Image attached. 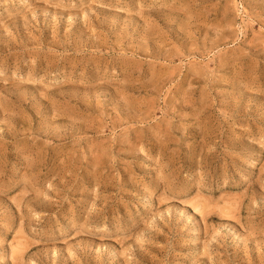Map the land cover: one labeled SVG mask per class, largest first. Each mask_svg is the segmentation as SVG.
<instances>
[{
    "label": "rangeland",
    "instance_id": "obj_1",
    "mask_svg": "<svg viewBox=\"0 0 264 264\" xmlns=\"http://www.w3.org/2000/svg\"><path fill=\"white\" fill-rule=\"evenodd\" d=\"M0 264H264V0H0Z\"/></svg>",
    "mask_w": 264,
    "mask_h": 264
}]
</instances>
